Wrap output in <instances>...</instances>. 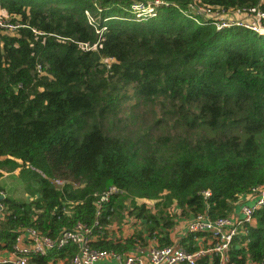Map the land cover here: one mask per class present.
I'll return each instance as SVG.
<instances>
[{
	"label": "trees",
	"instance_id": "trees-1",
	"mask_svg": "<svg viewBox=\"0 0 264 264\" xmlns=\"http://www.w3.org/2000/svg\"><path fill=\"white\" fill-rule=\"evenodd\" d=\"M135 1L154 2L0 0V17L18 23L0 26V168H19L30 194L1 200L0 250L21 226L57 235L77 221L93 247L168 244L178 219L226 215L264 183V34L187 9L264 11V0H159L141 12ZM111 184L124 191L98 208ZM253 215L233 264H264V205Z\"/></svg>",
	"mask_w": 264,
	"mask_h": 264
},
{
	"label": "built area",
	"instance_id": "built-area-1",
	"mask_svg": "<svg viewBox=\"0 0 264 264\" xmlns=\"http://www.w3.org/2000/svg\"><path fill=\"white\" fill-rule=\"evenodd\" d=\"M159 2L157 0L152 3L135 1L132 8L138 12L152 11ZM187 9L193 12V18L196 21L202 16L208 17L213 20L217 28L234 24L258 34H264V11L255 6L221 12L199 3H189ZM17 25L18 23L0 17L1 27ZM123 191L119 186L105 188L96 200L97 207L99 208L100 202L107 199L111 193ZM203 193L208 196L210 192L205 190ZM242 195L251 202H241L237 214L228 213L210 217L206 212H198L190 217L186 224V231L190 232L191 238L186 242H191V246L194 247L192 249L185 245L186 242L179 240L161 245L153 236L146 245V252L137 250L122 255L114 250L93 247L90 244L93 238L92 228L77 221L71 227L61 228L57 235L43 233L32 225L19 227L11 248L0 250V264H38L37 256L69 244L75 247V251L69 258L63 259L59 255L40 264H97L110 257L121 260V264H233L230 261L233 239L237 235L247 233L248 224H253L255 221L254 210L264 205V183L253 186L250 191ZM2 208L4 207L0 200V210ZM126 225L124 224L125 231L122 234L124 236L131 233ZM242 242L245 244L247 239Z\"/></svg>",
	"mask_w": 264,
	"mask_h": 264
},
{
	"label": "crops",
	"instance_id": "crops-1",
	"mask_svg": "<svg viewBox=\"0 0 264 264\" xmlns=\"http://www.w3.org/2000/svg\"><path fill=\"white\" fill-rule=\"evenodd\" d=\"M248 202L250 203L251 200L244 197L243 195L239 197V199L237 200V202L234 203V206L231 210L230 213L232 214H237L239 213V208H240V203L241 202ZM187 221L188 219H184V218H180L178 219V222L177 224L175 225V227L170 231V240L171 241H182V238L185 237L187 235V232L186 231V224H187ZM127 228L132 232L134 227L131 226L130 224H127L126 225ZM118 235V234H117ZM149 241V240H148ZM187 240H185L184 242H186ZM191 241V240H189ZM183 242V241H182ZM148 244V243H147ZM146 244V245H147ZM139 245V244H138ZM136 245L135 247H132L131 249L129 250H124V251H121V254H125L126 252H129V251H142V252H146V245H140L138 246ZM185 245L187 247H189V245L191 246V242H186ZM193 247V246H192ZM5 249V248H4ZM63 259H66L65 256H63ZM97 264H121V260H118L117 258H114V257H110V258H107V259H104L102 261H99ZM252 264V263H250Z\"/></svg>",
	"mask_w": 264,
	"mask_h": 264
},
{
	"label": "rangeland",
	"instance_id": "rangeland-1",
	"mask_svg": "<svg viewBox=\"0 0 264 264\" xmlns=\"http://www.w3.org/2000/svg\"><path fill=\"white\" fill-rule=\"evenodd\" d=\"M158 1L159 0H157V2ZM1 13L4 14L5 11L0 9V14ZM4 28L7 29L8 31H12L16 27H4ZM18 171L19 168H15L14 170H7L0 168V172H1L0 184L4 187V194H8L17 198L24 199L25 197H28L30 194L27 193V191L23 188V181L22 178L19 176ZM109 186H117V185L111 184Z\"/></svg>",
	"mask_w": 264,
	"mask_h": 264
},
{
	"label": "water",
	"instance_id": "water-1",
	"mask_svg": "<svg viewBox=\"0 0 264 264\" xmlns=\"http://www.w3.org/2000/svg\"><path fill=\"white\" fill-rule=\"evenodd\" d=\"M4 197H5V194L2 191H0V200H2Z\"/></svg>",
	"mask_w": 264,
	"mask_h": 264
},
{
	"label": "bare ground",
	"instance_id": "bare-ground-1",
	"mask_svg": "<svg viewBox=\"0 0 264 264\" xmlns=\"http://www.w3.org/2000/svg\"><path fill=\"white\" fill-rule=\"evenodd\" d=\"M187 233H190L189 231Z\"/></svg>",
	"mask_w": 264,
	"mask_h": 264
}]
</instances>
